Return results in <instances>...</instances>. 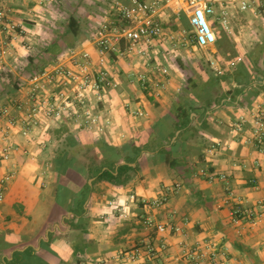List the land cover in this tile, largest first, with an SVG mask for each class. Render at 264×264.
<instances>
[{
  "label": "crops",
  "instance_id": "crops-1",
  "mask_svg": "<svg viewBox=\"0 0 264 264\" xmlns=\"http://www.w3.org/2000/svg\"><path fill=\"white\" fill-rule=\"evenodd\" d=\"M114 1L70 5V15L87 22L78 45L94 56L89 40L103 19L116 18ZM206 1L216 7L210 16L218 37L214 44L170 38L191 28L186 6L173 0L158 15L164 33L150 56L115 61L121 82L101 103L102 118L110 120L104 133L50 121L31 136L19 126L12 129L16 148L10 159L0 161V175L15 172L0 206V264H119V256L137 248L142 256L135 264H188L187 251L193 250L201 264L213 258L219 264H264V143L254 136L264 116V0L247 9L241 8L242 0ZM45 6L36 0H0V8L32 34H48L42 28L45 18L35 13L49 11ZM201 48L207 54H199ZM18 49V55L27 51ZM159 64L169 70L165 88L154 85L165 80ZM209 69L218 77L238 74L237 80L206 85ZM140 73L149 76L146 84ZM247 78L254 81L245 85ZM20 89L15 87L12 97ZM127 103L145 116L132 114ZM183 107L190 111L188 124L176 129ZM158 137L172 152L169 159L156 145ZM127 144L142 149L131 163L137 166L132 179L118 185L92 174L106 168L117 173L125 161H111L108 147ZM76 147L82 149L72 154ZM159 199H166L162 207L147 205ZM123 208L127 218L121 216ZM239 208L254 210L259 218L252 222L235 213ZM148 216L168 227L158 232L147 226ZM150 243L158 249L154 258L146 251Z\"/></svg>",
  "mask_w": 264,
  "mask_h": 264
},
{
  "label": "built area",
  "instance_id": "built-area-1",
  "mask_svg": "<svg viewBox=\"0 0 264 264\" xmlns=\"http://www.w3.org/2000/svg\"><path fill=\"white\" fill-rule=\"evenodd\" d=\"M36 1L43 3L48 0ZM172 1H114L112 6L116 18L103 19L89 40L95 47L96 56L85 46H71L47 68L31 73L20 84L18 96L0 101V161L10 159L16 148L11 135L12 129L17 126L25 136L34 134L44 121L68 122L82 130L104 133L110 120L102 118L101 103L105 99L106 91L116 89L121 82L115 61L124 57L150 56L153 44L164 33L158 15ZM178 1L186 6L191 28L184 30L180 37L172 35L170 38L180 44L195 41L204 47L217 42V33L210 22V16L216 13L215 5L206 0ZM253 1L242 0L241 8H249ZM222 13L224 24H228L225 17L227 11L223 9ZM28 38V26L23 21L11 18L5 9L0 8V70L9 63V59L18 56L19 47L25 50L31 48ZM156 69L165 80L156 79L154 85L165 88L168 83V67L159 64ZM138 79L146 84L149 76L147 73H140ZM126 106L132 114L145 116L143 110L133 108L131 103ZM260 116L254 136L261 145L264 143V116ZM236 129H242V121L237 124ZM14 176V171L0 175V206L5 200L6 186ZM221 178L226 179V176L222 175ZM165 202L166 199H159L148 202L147 205L160 208ZM235 213H242L252 222L259 218L258 212L254 210L243 211L239 208ZM121 216L128 217L125 208ZM144 222L149 227L155 226L158 232H164L168 227L166 222L156 223L151 216L145 217ZM161 247L165 248V244ZM146 251L153 258L158 254V249L151 243ZM187 253L188 264H201V255L198 252L193 250ZM141 256L142 251L137 248L124 252L117 259L119 264H135ZM211 264L219 263L213 258Z\"/></svg>",
  "mask_w": 264,
  "mask_h": 264
},
{
  "label": "trees",
  "instance_id": "trees-1",
  "mask_svg": "<svg viewBox=\"0 0 264 264\" xmlns=\"http://www.w3.org/2000/svg\"><path fill=\"white\" fill-rule=\"evenodd\" d=\"M83 24L81 23V21L75 17L74 15H70L67 19L66 25H65V31L58 34L56 38H54L51 43L49 45H47V47L44 49L45 52V59H39L36 58L35 56H29V65L30 67L33 68V72L36 71H42L45 68H47L49 66V64L60 58V56H62V54L64 53V50L66 49V47L63 46L61 41H64L66 43V45H72L73 42L75 40H77L80 35L83 33ZM67 46V47H68ZM248 67H247V77H248ZM209 80L208 82H206V85L209 86H213L215 84H218V86L222 87V83L223 82H227L229 80V78L231 79H235L237 80L236 76L238 75H232V74H227L225 76L222 77H218L217 75L212 73V70L209 69ZM243 72V71H242ZM244 73V72H243ZM251 78H252V74H251ZM11 79H13V81H15V87L19 88L20 87V83H17L15 80V77H11ZM247 81L244 82L245 85H248L249 82H253V79H246ZM188 82H193L192 79H189ZM241 82V81H239ZM197 84L196 83H192V88H194L195 90H197L196 88ZM241 92V89L237 90V94ZM237 94L234 96L236 97ZM1 98V95H0ZM182 112L183 114L179 115V120H177L176 122V129H180L184 126H187L188 121L185 120V116L188 117L190 115V111L188 109V107H183L182 108ZM173 135V134H172ZM171 137H169L168 142L171 141ZM156 145L158 146V148L162 151V152H166V157L167 159H169L172 155L171 151L166 150L165 145H164V141L161 139V137H158V139L156 138ZM82 148L81 147H76L73 148L71 150L72 154H76L77 152H79ZM108 151H109V155H110V160L111 161H116V160H120V159H124L125 163L124 164H120L118 167V172L114 173V171L111 168H106L105 170H103L101 173H99L97 171V169L95 171H93V175L97 176L98 179L100 180H110L112 183L114 184H125L127 183L130 179H132L133 174L136 172V168L137 166H133L131 165V163H134L136 161H138V158L141 155L142 149L136 145H130L127 144L125 145L123 148L121 149H116L115 147H108ZM60 156H63V153H60ZM174 162V161H172ZM173 164V163H172Z\"/></svg>",
  "mask_w": 264,
  "mask_h": 264
},
{
  "label": "rangeland",
  "instance_id": "rangeland-1",
  "mask_svg": "<svg viewBox=\"0 0 264 264\" xmlns=\"http://www.w3.org/2000/svg\"><path fill=\"white\" fill-rule=\"evenodd\" d=\"M77 2H82V5L85 6L87 0H48L46 1L45 8H48L49 11H47V9L45 12L42 9L40 12L35 11V13L45 18L46 22L43 24L42 28L43 30H46L48 34H36V32L32 34L29 32V38L27 41L31 48L25 51L23 55L19 54L14 62H11V64L8 63L9 65L7 64L0 70V101H6L13 95L15 81H13L11 77H15L16 82L21 84L32 73L33 68L29 65V56L45 59L44 49L54 38L58 37V34L65 30L67 19L72 12L70 5H73V3L77 4ZM56 20L58 22L54 23L53 21ZM82 23L84 27L87 25L85 19H82ZM61 42L64 47L68 46L64 41ZM80 42L81 39L79 38L75 40L72 45H76ZM199 54H207L206 49L201 48Z\"/></svg>",
  "mask_w": 264,
  "mask_h": 264
}]
</instances>
